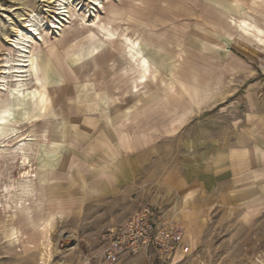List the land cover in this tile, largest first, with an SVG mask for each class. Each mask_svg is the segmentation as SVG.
<instances>
[{
    "label": "rangeland",
    "instance_id": "374dc122",
    "mask_svg": "<svg viewBox=\"0 0 264 264\" xmlns=\"http://www.w3.org/2000/svg\"><path fill=\"white\" fill-rule=\"evenodd\" d=\"M95 92L125 104L114 116L132 130L157 131L164 160L182 135L264 125V0H0V264H101L124 204L89 170L86 190L74 184L103 129L68 118ZM208 240L170 264H264V226L243 252Z\"/></svg>",
    "mask_w": 264,
    "mask_h": 264
},
{
    "label": "crops",
    "instance_id": "0c3cea01",
    "mask_svg": "<svg viewBox=\"0 0 264 264\" xmlns=\"http://www.w3.org/2000/svg\"><path fill=\"white\" fill-rule=\"evenodd\" d=\"M138 81L140 86L146 84L140 75ZM44 94L39 104L45 113L49 99ZM120 104L125 108L114 97L95 92L87 103L68 111L70 120L98 123L103 129L90 135L92 157L84 165L85 171L75 164L74 184L80 183L86 190L89 178L82 172L89 170L98 183L99 196L107 191L110 200H122L125 213H114L110 223L127 220L142 206L175 213L185 232L175 262L208 246L210 235L220 238V249L227 246L228 237L234 238L236 250L243 252L264 226L260 224L264 222V125H243L239 131L221 136L182 135L181 157L170 153L165 157L170 160H164V146L155 143L162 137L157 131L132 130L128 126L131 119H117L115 109ZM9 113L8 109L0 111L1 126L8 123ZM102 137L106 141L101 142Z\"/></svg>",
    "mask_w": 264,
    "mask_h": 264
},
{
    "label": "built area",
    "instance_id": "2783aa9c",
    "mask_svg": "<svg viewBox=\"0 0 264 264\" xmlns=\"http://www.w3.org/2000/svg\"><path fill=\"white\" fill-rule=\"evenodd\" d=\"M184 233L175 213L142 206L103 235L101 264H120L124 257L170 264L183 247Z\"/></svg>",
    "mask_w": 264,
    "mask_h": 264
},
{
    "label": "bare ground",
    "instance_id": "6f19581e",
    "mask_svg": "<svg viewBox=\"0 0 264 264\" xmlns=\"http://www.w3.org/2000/svg\"><path fill=\"white\" fill-rule=\"evenodd\" d=\"M33 31H34V29H33ZM16 45V44H15ZM24 50V49H23ZM28 53V52H27ZM27 57V56H26ZM5 59V58H4ZM94 60V59H93ZM24 61V60H23ZM20 64V63H19ZM142 64L144 65V69H142V71H144V72H147V68H146V66H147V62L146 61H143L142 62ZM16 65V64H15ZM24 72V71H23ZM8 73V72H7ZM5 91V90H4ZM22 152V151H21ZM25 152V151H24ZM29 185V184H28ZM26 187V186H25ZM25 187H23V188H25ZM22 195H26V194H22ZM21 195V196H22ZM50 238V237H49ZM50 245V244H49ZM44 246V245H43Z\"/></svg>",
    "mask_w": 264,
    "mask_h": 264
}]
</instances>
